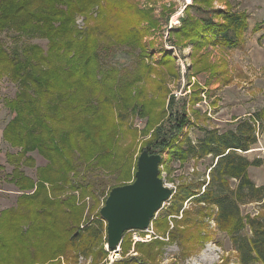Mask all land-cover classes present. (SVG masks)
<instances>
[{"label":"trees","instance_id":"trees-1","mask_svg":"<svg viewBox=\"0 0 264 264\" xmlns=\"http://www.w3.org/2000/svg\"><path fill=\"white\" fill-rule=\"evenodd\" d=\"M101 3V0H0V41L8 29L20 37L48 41L47 50L37 44L13 49L0 46V74L8 75L18 85L15 97L7 103L14 118L4 129L3 143L19 151L6 153V159L17 166L28 160L33 163L31 158H25L26 154L37 152L49 161L55 172L57 168L62 169L60 176L68 186L65 189L59 187V190H70L65 201L57 199L53 205L35 199L33 195L36 194L25 195L23 204L29 205L33 212L32 217L21 216L29 221L25 231L22 228L14 231L7 226L6 219H0V264H12L10 259L18 257V252L35 257L22 264H51L61 256L75 259L78 255L91 256L92 264L108 263L111 251L106 252L103 246L95 249L97 241L102 242L105 238L108 242L100 213L94 219L98 224L96 227L81 228L87 205L85 200L92 197L96 204H103L114 187L127 184L134 178L137 159L134 153L128 152L136 145L137 132L126 123V119H116L113 99L119 96L125 105V98L129 102L134 100V85L143 76L126 75L123 80L118 69L104 70L100 49L92 33L77 28L76 17L85 15ZM223 18L220 24L206 21L203 32L193 25L183 32L197 37L199 43L202 40L207 45L235 48L248 28V17L245 13H229ZM131 29L126 30L133 37ZM149 105L144 108L150 109ZM189 124L190 118L186 114H172L170 119L153 129L151 140L140 149V153L147 150L150 154H166L179 161L211 156L213 166L209 183L203 182L199 191L186 187L183 196L177 193L174 202L179 206L173 212L178 214L183 203L192 199L203 208H214L216 227L231 235L241 263L260 261L264 264V218L244 221L240 212V204L264 199V186H257L248 171L251 166H261L264 162L250 161L239 153L247 152L256 143L255 125L244 123L223 134L205 129L204 136L196 143L185 135ZM130 136L133 142L129 140L131 143L126 144V137ZM76 159L82 161L80 166L86 170L98 169L117 175V183L108 188L103 199L97 197L91 183L78 181L81 173L73 165ZM18 169L15 168V173ZM71 175L75 182L71 181ZM232 182L235 185L232 186ZM179 198L180 204L176 201ZM64 207L69 208V212ZM247 225L250 236L243 238L240 232ZM154 227L159 229L158 221L154 222ZM28 239L36 240L38 245L43 240L48 248L41 250L40 256L31 248L33 245L27 242ZM156 243L160 242L137 243L146 247L145 250L139 249L142 259L123 256L113 264H149L156 257ZM128 246H123V254ZM21 260L25 258L18 259Z\"/></svg>","mask_w":264,"mask_h":264},{"label":"rangeland","instance_id":"rangeland-1","mask_svg":"<svg viewBox=\"0 0 264 264\" xmlns=\"http://www.w3.org/2000/svg\"><path fill=\"white\" fill-rule=\"evenodd\" d=\"M101 1L100 5L87 11V19L85 15H78L75 24L79 30L87 29V32L92 33L100 49L101 66L104 70L118 69L123 80L129 75L143 76L134 85V100L129 102L125 98V105L121 97L113 99L116 119H126V123L137 132L136 145L128 154L134 153L138 159L144 151L140 153V149L151 140L153 129L170 119L172 114L184 113L190 118L185 135L196 143L204 136L205 129L217 130L223 134L236 130L244 123L254 124L256 143L247 152L239 153L250 161L264 162V0ZM229 13H245L248 17V28L235 48L207 45L202 40L199 43L197 37L183 32L191 25L203 32L206 21L223 23V16ZM128 27L133 28V37L129 36L130 31L126 30ZM28 44L40 45L44 50L48 48L47 40L20 37L10 29L3 33L0 41V46L5 45L9 49ZM1 75L0 127L4 132L14 118L7 103L15 97L18 85L8 75ZM128 104L131 105L130 109ZM145 105H149L150 109L144 108ZM127 139L126 144L133 142L131 136L125 140ZM18 151L19 149L5 144L0 146V219H6L7 226H11L14 231L21 228L25 231L29 221L21 216H33L29 205L23 204L26 202L25 195L36 194L33 195L36 196L35 199L48 201L53 205L57 199H66L67 191L70 190H59V187L65 189L68 186L60 176L62 169L57 168L55 172L56 169L49 161L37 152L26 154L25 158H31L33 163L28 160L19 166L10 164L5 154H16ZM161 156L160 178L164 186L172 190V199L164 204L151 223L149 228L153 233L141 232L144 230L128 231L123 238V246L130 244L127 252L123 254L121 242L120 257H114L111 251L107 264H113L123 256L127 259H142L139 249L145 250L146 247L137 243L149 244L155 240L160 243L154 245L156 257L149 264H242L231 235L217 229L214 208H203L192 199L183 203L178 214L173 212L179 206L174 202L177 193L183 196L186 187L199 191L203 182L209 183L213 158L208 156L199 160L179 161L172 160L166 154ZM81 163L77 159L73 162L81 173L78 181L91 183L97 197L103 199L108 188L117 183V175L98 169L86 170L84 166H80ZM16 167L19 169L15 173ZM248 171L257 186H264V165L251 166ZM71 181H76L72 175ZM233 185L235 182H232ZM204 189L203 186L201 190ZM85 201L87 205L81 228L96 227L98 224L94 223V219L105 202L96 204L92 197ZM176 201L182 203L180 198ZM64 210L69 212V208L64 207ZM240 212L244 221L247 218H264V199L240 204ZM170 213L174 214L169 215ZM155 221L159 225L157 230L154 227ZM103 224L104 233L107 225L105 222ZM240 234L243 238L250 236L248 225ZM27 242L33 245L31 248L40 256L42 253L39 252L48 248L43 240L39 245L36 240L28 239ZM96 245V250L103 246L106 252L110 251L105 238L102 242L97 241ZM17 255L18 257L10 259L12 264L35 259L22 252ZM20 258L25 260L18 261ZM92 262L91 256L78 255L75 259L61 256L52 260L51 264ZM250 264L263 263L254 261Z\"/></svg>","mask_w":264,"mask_h":264},{"label":"water","instance_id":"water-1","mask_svg":"<svg viewBox=\"0 0 264 264\" xmlns=\"http://www.w3.org/2000/svg\"><path fill=\"white\" fill-rule=\"evenodd\" d=\"M162 156L144 150L137 159L131 183L114 187L100 210L107 225V249L120 257L124 235L131 230H146L173 192L160 178Z\"/></svg>","mask_w":264,"mask_h":264},{"label":"crops","instance_id":"crops-1","mask_svg":"<svg viewBox=\"0 0 264 264\" xmlns=\"http://www.w3.org/2000/svg\"><path fill=\"white\" fill-rule=\"evenodd\" d=\"M0 124H1V121H0ZM1 145H4V143H3V128L2 127H0V146Z\"/></svg>","mask_w":264,"mask_h":264},{"label":"built area","instance_id":"built-area-1","mask_svg":"<svg viewBox=\"0 0 264 264\" xmlns=\"http://www.w3.org/2000/svg\"><path fill=\"white\" fill-rule=\"evenodd\" d=\"M141 232H146V233H147V232H148V233H153V230L149 228V229H146V230H144V231H141Z\"/></svg>","mask_w":264,"mask_h":264}]
</instances>
